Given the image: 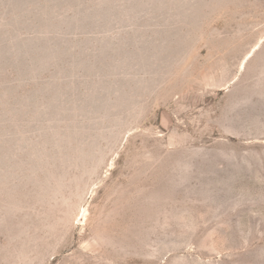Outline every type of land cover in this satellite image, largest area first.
Instances as JSON below:
<instances>
[{
  "label": "rangeland",
  "instance_id": "1",
  "mask_svg": "<svg viewBox=\"0 0 264 264\" xmlns=\"http://www.w3.org/2000/svg\"><path fill=\"white\" fill-rule=\"evenodd\" d=\"M0 264H264V0H0Z\"/></svg>",
  "mask_w": 264,
  "mask_h": 264
}]
</instances>
